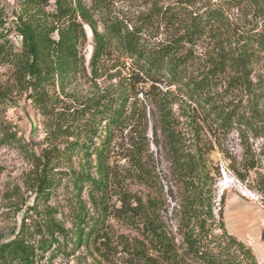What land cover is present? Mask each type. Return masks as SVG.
<instances>
[{"label":"trees","instance_id":"trees-1","mask_svg":"<svg viewBox=\"0 0 264 264\" xmlns=\"http://www.w3.org/2000/svg\"><path fill=\"white\" fill-rule=\"evenodd\" d=\"M227 1L239 7L258 0ZM51 3L55 10L49 12L46 8ZM20 11L15 29L22 38V52L17 58L15 77L23 91L34 92L44 109L49 100L47 91L55 89L57 83L64 88L79 75L87 76L80 51L88 40L86 26L94 38L90 62L93 74H97L103 58L115 50L129 58L154 84L166 80L170 86H177L188 108L181 106L178 118L166 101L159 104L160 129L174 180L168 194L145 161L149 144L141 127L146 116L135 114L136 101L130 103L128 95L130 85L118 97L108 93L98 96L65 125L57 126L54 136L60 133L76 142L63 150H47L41 158L33 155L34 182L40 196L51 195L58 181L67 179L78 194L83 187L88 189L94 208L103 214L111 213L106 197L115 176L109 154L117 134L132 126L131 135L135 137L131 141L130 163L135 179L150 192L145 197L125 192L121 207L112 212L137 236L112 237L103 218L87 214L76 215L73 236L72 231L49 218L48 225L36 229L40 237H35V242L33 235L21 234L0 243V264H35L37 256L61 251L64 244L55 239L56 235L78 245L99 244L103 257L110 248L121 247L125 264H258L252 249L227 231L224 196L219 217L215 214L219 168L213 166L211 155L216 147L226 153L237 178L264 199V77H252L253 63L264 54V31L252 27L233 34L229 51L201 72L193 48L199 41L224 38L220 32L228 25V17L221 8L191 13L185 7H159L140 17L133 27L121 20L111 21L103 33L86 0H20ZM157 18L177 34L151 45L146 30ZM219 88L224 91L218 93ZM230 94L241 95V99L226 101ZM6 97L0 87V101ZM233 131L240 141V156L224 149L223 140ZM96 140H100L99 147ZM252 140L263 141L259 151ZM153 143L160 147L158 141ZM74 157L83 158L87 167L81 172L58 168ZM94 157L97 177L92 172ZM261 237L264 241V229Z\"/></svg>","mask_w":264,"mask_h":264},{"label":"rangeland","instance_id":"rangeland-1","mask_svg":"<svg viewBox=\"0 0 264 264\" xmlns=\"http://www.w3.org/2000/svg\"><path fill=\"white\" fill-rule=\"evenodd\" d=\"M181 0H86L88 7L98 24L100 32H105V25L116 20L124 21L129 27L140 22V17L149 15L156 8L185 7L191 13L203 12L209 8H221L228 17V25L220 32L223 37L199 41L194 45L198 56L199 71L204 72L223 52L229 51L233 34L255 27L264 31V0L237 7L227 0H196L182 4ZM47 11L55 10L51 3ZM189 12V13H190ZM20 0H0V87L6 91L7 97L0 101V243L17 238L19 235L37 236L36 229L48 225L49 218L62 224L70 235H75L76 215L87 214L89 217L103 218L110 236L118 238L126 236L134 238L137 232L123 220L114 215L113 210L121 207V199L125 192L136 193L145 197L150 190L139 184L130 163L129 153L132 149V126L119 132L114 140L109 163L113 168L114 180L106 197L110 214L94 208L84 187L79 192L67 179L58 181L51 195L43 198L35 185V166L33 155L41 158L43 153L54 148L63 150L75 138L53 133L57 126L65 125L72 115L81 112L90 102L100 95L118 97L125 87L130 85L128 92L130 103L136 101V115L146 116L141 129L145 131L149 150L145 161L156 172L164 187L165 193L174 187L171 175V163L165 149L164 137L161 133V111L159 104L166 101L171 105L176 117L179 118L181 106L188 108L186 97L178 91L177 86H170L166 80L154 84L145 77L129 58L112 50L103 58L97 74L90 67L94 50L92 31L86 26L88 40L80 49L85 58L87 76H78L69 81L63 88L59 83L56 88L48 90L47 108L39 104L33 91H23L15 77L17 58L22 52V38L15 27L19 22ZM177 31L165 26L159 19L153 20V26L147 28L146 37L151 45L175 36ZM55 37H57L55 35ZM236 37V35H235ZM226 39V40H224ZM256 78L264 77V54L253 63ZM197 73V71H196ZM223 88L217 90L222 93ZM32 95V98H31ZM226 96V101H239L241 95ZM235 99V100H234ZM245 100V99H244ZM130 111V107L127 112ZM62 129H66V126ZM16 139V140H15ZM153 141H158L157 147ZM256 150L263 145L262 140H252ZM82 143V142H81ZM224 149L240 156L242 150L236 131L231 132L224 140ZM100 140H96V147ZM214 167L219 168L216 177L215 214L219 217L222 197H225L224 222L229 234L245 243L252 249L258 264H264V241L261 234L264 229V199L249 185L241 182L231 169V160L227 154L216 147L211 155ZM83 158L74 157L72 162L63 163L59 169H70L81 172L86 166ZM93 177L96 158L91 160ZM176 192V188L173 189ZM63 249L54 254L46 253L37 256L35 264H125V254L121 247L115 246L101 256L99 248L92 242L74 244L56 235ZM104 250V249H102Z\"/></svg>","mask_w":264,"mask_h":264}]
</instances>
